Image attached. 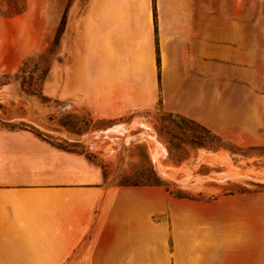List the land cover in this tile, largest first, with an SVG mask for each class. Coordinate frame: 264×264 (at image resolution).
<instances>
[{"label": "crops", "instance_id": "1", "mask_svg": "<svg viewBox=\"0 0 264 264\" xmlns=\"http://www.w3.org/2000/svg\"><path fill=\"white\" fill-rule=\"evenodd\" d=\"M262 8L264 0H86L68 23L69 85L90 84L80 71L91 63L96 99L122 107L98 116L159 103L210 123L214 86L246 78L245 69L260 76ZM231 198L244 204L154 220L165 209L159 185L111 183L83 151L0 123V264H264V191Z\"/></svg>", "mask_w": 264, "mask_h": 264}, {"label": "rangeland", "instance_id": "2", "mask_svg": "<svg viewBox=\"0 0 264 264\" xmlns=\"http://www.w3.org/2000/svg\"><path fill=\"white\" fill-rule=\"evenodd\" d=\"M85 1L66 0L61 10L48 0H0V123L83 151L111 183L160 178L162 184H146L165 192L164 212L154 220L218 211L244 204L233 195L264 191V38L255 62L258 78L245 69L246 78L214 86L210 123L203 124L220 135V146L195 147L192 134L210 137L193 125L175 124L159 103L132 107L120 117L98 116L122 107L96 99L91 63L80 71L90 84L69 85L68 23ZM173 145H186L184 158Z\"/></svg>", "mask_w": 264, "mask_h": 264}, {"label": "trees", "instance_id": "3", "mask_svg": "<svg viewBox=\"0 0 264 264\" xmlns=\"http://www.w3.org/2000/svg\"><path fill=\"white\" fill-rule=\"evenodd\" d=\"M167 113L172 117V121L177 124V125H182V124H187V125H193L195 126V128H197L201 133H205L206 135H208L210 138L207 139L206 141L203 139V134L201 135L200 133L192 134L193 139L191 140L192 143H194L195 145H191V146H203V147H208V148H216L218 146H220L217 141L220 140V135L215 132L212 128H210L209 126L203 124L202 122L190 118L188 116H185L181 113L175 112V111H167ZM35 131V130H34ZM38 135L41 136V134L37 131H35ZM45 139H47L46 137H44ZM49 140V139H47ZM51 141V140H49ZM63 146V145H60ZM173 147L175 148V154L176 156H178L179 159H182L185 157L186 153H187V149H186V145H173ZM171 151V149H170ZM162 180L160 178L158 179H149L146 181H130V182H119L118 184L121 185H141V184H162ZM171 192V190H168ZM177 196H186L184 194H176Z\"/></svg>", "mask_w": 264, "mask_h": 264}]
</instances>
